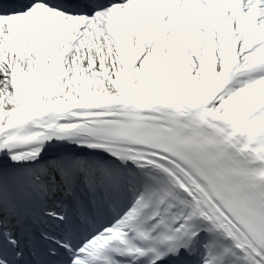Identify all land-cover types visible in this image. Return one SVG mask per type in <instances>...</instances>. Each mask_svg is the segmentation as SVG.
<instances>
[{"label": "snow or ice", "instance_id": "obj_1", "mask_svg": "<svg viewBox=\"0 0 264 264\" xmlns=\"http://www.w3.org/2000/svg\"><path fill=\"white\" fill-rule=\"evenodd\" d=\"M0 264H264V0H0Z\"/></svg>", "mask_w": 264, "mask_h": 264}]
</instances>
